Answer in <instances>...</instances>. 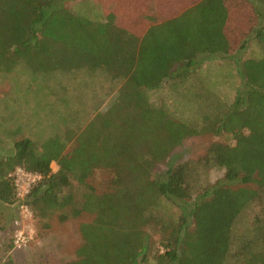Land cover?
Masks as SVG:
<instances>
[{"label":"trees","instance_id":"trees-1","mask_svg":"<svg viewBox=\"0 0 264 264\" xmlns=\"http://www.w3.org/2000/svg\"><path fill=\"white\" fill-rule=\"evenodd\" d=\"M67 1L0 0V72L26 66L45 85L35 91L51 100L59 90L66 103L73 78L78 98L109 83L108 106L43 143L16 141L0 161V203L18 209L10 177L18 167L41 176L26 203L45 226L57 212L65 221L75 183L86 186L76 212L95 216L81 225L83 243L69 264H264V55H234L253 41L264 46V0H245L258 22L234 54L227 0H199L169 19L152 0H103L104 22ZM216 59H231L240 79L230 103L204 107L203 97L192 118H180L151 102L149 92L183 84ZM207 135L233 143L211 142L201 159L156 171L186 140ZM212 168L223 178L201 185ZM100 169L112 178L97 194L88 182ZM164 202L178 208L176 217L162 214ZM250 209L251 226L237 238Z\"/></svg>","mask_w":264,"mask_h":264},{"label":"rangeland","instance_id":"rangeland-1","mask_svg":"<svg viewBox=\"0 0 264 264\" xmlns=\"http://www.w3.org/2000/svg\"><path fill=\"white\" fill-rule=\"evenodd\" d=\"M227 3L230 15L226 34L234 54L244 40L242 34L250 33L258 21L252 5L245 0H227ZM65 4L91 20L105 21L99 0H73ZM234 55L259 58L264 55V46L253 41L246 50ZM30 74L26 66L18 67L11 73L0 72V161L11 155L16 141L30 138L38 144L43 143L56 131L68 126V122L76 125V128L85 126L97 111L108 106L109 100L103 103L102 99L105 98L103 93L111 90L109 83L98 89L94 96L78 98L81 94L78 81L76 78L70 79L68 94L71 98L66 103L59 90L51 100L35 91L38 90L36 83L45 85L40 83L42 79L33 80ZM196 75L190 76L183 84L168 82L161 90L149 92L151 102L166 106L180 118H192L194 108L203 97L206 100L204 107L219 101L230 103L234 100L240 79L231 59L208 60ZM214 141L233 143L229 136L207 135L188 139L171 154L167 162L159 163L156 171L164 172L182 162L201 159ZM52 168L57 171L59 167L53 163ZM224 173L220 168L209 169L201 176L200 183L214 184L223 178ZM111 178L110 172L100 169L88 184L95 193L102 194L109 190ZM74 190L75 201L66 209L68 218L63 221L60 219L61 212H57L49 219L47 226L39 223L34 216L31 220L23 218L16 206L0 203V264H69L75 259L83 243L80 227L83 223L91 222L95 215L85 211L76 212L80 210L84 194L89 190L78 183H75ZM177 210L173 204L164 202L162 214L176 217ZM257 210L250 209L245 214L246 219H241L237 238L248 231ZM21 230L30 237V241L26 247L15 249L13 240Z\"/></svg>","mask_w":264,"mask_h":264},{"label":"built area","instance_id":"built-area-1","mask_svg":"<svg viewBox=\"0 0 264 264\" xmlns=\"http://www.w3.org/2000/svg\"><path fill=\"white\" fill-rule=\"evenodd\" d=\"M10 177L13 180V184L16 188V194L19 199V211L23 218L31 220L33 218V212L29 208L26 200L31 192L32 187L41 180L39 174L32 173L23 167H18L14 170ZM30 241V237L24 230L18 231L13 240L15 249H21L26 247Z\"/></svg>","mask_w":264,"mask_h":264},{"label":"crops","instance_id":"crops-1","mask_svg":"<svg viewBox=\"0 0 264 264\" xmlns=\"http://www.w3.org/2000/svg\"><path fill=\"white\" fill-rule=\"evenodd\" d=\"M102 7L103 14L105 16V10L103 8V0H99ZM156 6V12L165 19L172 18L178 15L183 10L187 9L199 2V0H152Z\"/></svg>","mask_w":264,"mask_h":264}]
</instances>
